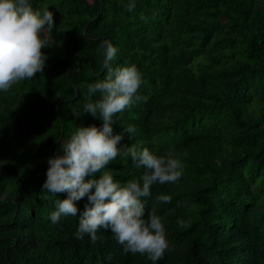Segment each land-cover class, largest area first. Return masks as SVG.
<instances>
[{"label":"trees","instance_id":"1","mask_svg":"<svg viewBox=\"0 0 264 264\" xmlns=\"http://www.w3.org/2000/svg\"><path fill=\"white\" fill-rule=\"evenodd\" d=\"M125 3L33 0L54 27L42 72L0 92V264H152L110 230L78 239V216H47L66 193L41 187L46 158L79 124L101 123L82 106L106 71L104 38L118 48L114 64L137 65L147 97L115 114V130L136 126L122 143L172 150L184 165L145 198L170 245L156 264H264V0ZM123 159L109 162L115 178L140 177Z\"/></svg>","mask_w":264,"mask_h":264},{"label":"clouds","instance_id":"2","mask_svg":"<svg viewBox=\"0 0 264 264\" xmlns=\"http://www.w3.org/2000/svg\"><path fill=\"white\" fill-rule=\"evenodd\" d=\"M136 0H126L128 10ZM54 27L53 13L48 5L34 7L33 0H0V92L22 80L42 72L49 44L48 36ZM105 74L87 85L83 113L98 117L101 123L79 124L60 142L62 152L48 156L42 188L57 195L54 208L47 213L52 223L62 217L78 216L75 237L85 234L97 240L98 229L110 230L126 252L146 255L152 264L169 249L163 217L155 209L146 214V197L152 195L154 184L177 182L183 174V162L172 150L164 153L147 146L123 144L125 133L131 139L134 124L115 130V114L123 112L140 100H146L138 89L142 73L135 63L114 64L118 48L104 38L100 43ZM81 112H74L79 116ZM130 156L135 168H143L140 177L121 181L109 170V162ZM86 200L82 208L77 201ZM157 201L168 202L169 194L158 193ZM183 224V221H178Z\"/></svg>","mask_w":264,"mask_h":264}]
</instances>
